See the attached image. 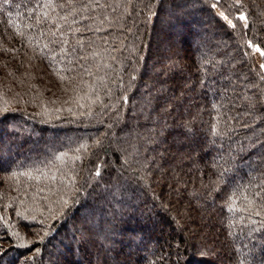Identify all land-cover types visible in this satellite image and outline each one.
Returning <instances> with one entry per match:
<instances>
[{"label": "trees", "instance_id": "1", "mask_svg": "<svg viewBox=\"0 0 264 264\" xmlns=\"http://www.w3.org/2000/svg\"><path fill=\"white\" fill-rule=\"evenodd\" d=\"M256 48L264 0H0V264H264Z\"/></svg>", "mask_w": 264, "mask_h": 264}, {"label": "rangeland", "instance_id": "2", "mask_svg": "<svg viewBox=\"0 0 264 264\" xmlns=\"http://www.w3.org/2000/svg\"><path fill=\"white\" fill-rule=\"evenodd\" d=\"M167 13H169L170 14V11H167L166 12V14ZM166 14H163V19H161V23H163V22H165L166 20L167 21H169V19L171 18V16L170 15H166ZM165 16V17H164ZM169 17V18H168ZM241 17H244V19H242V21H243V23L244 24H247V19H246V17L244 16V15H242ZM218 36V35H217ZM213 44V43H212ZM211 45V44H210ZM214 46V45H213ZM175 46L174 45H170V42H167V41H164V46H163V48L165 49V50H162L163 52H164V59H163V62L167 65V63H170V64H168L167 66H169V65H172V58H170L169 57V54H166V52L165 51H167L169 48L171 49V48H174ZM230 50L229 51H227L228 52V57H227V59L226 60H231L232 61V59L234 58V54L236 55L237 54V52H238V49H236L235 47H232V49L231 48H229ZM257 49H259V48H256L255 49V56H256V59L258 60V62L261 64V65H264V59H263V55H261V50L259 49V51H257ZM174 60V59H173ZM175 61V60H174ZM177 62H179V61H177ZM163 63V64H164ZM174 63H176V61L175 62H173V64ZM154 65H152V67H153ZM160 66H164V65H160ZM221 69L222 70H225L226 71V69H225V67H223V65H222V67H221ZM227 74H228V76L229 77H231V76H234V74L231 72V71H227ZM237 76V75H236ZM237 78H239L240 79V81L243 83V84H246V85H249V83H250V78H249V76H247L246 74H242V75H238V77ZM233 88H235V87H230V90L232 91L233 90ZM139 88H137V90H138ZM198 92L197 93H195L193 96H195V97H197L198 96ZM238 99H240L242 102H245L246 101V98H245V95H239L238 96ZM182 107V105L180 104V108ZM257 127H258V125L257 124H254L253 126H252V130H253V132L255 131H257ZM7 130L8 131H12V132H18V131H20V130H22L31 140H33V145H35V147H37V151H39V150H41V152H42V154H47L49 151H50V149H51V147L53 146V145H61V144H63L66 140H67V136H73L72 135V133H67L65 130H63V131H57V132H52V133H47L46 134V139H47V141H46V144H44L43 145V147H40L39 146V143H38V141H37V138H39V136L41 135V133H37L36 131H33L32 129H30V127H27V126H23V125H21V124H19V123H15V122H9V124H8V127H7ZM178 138H176V140H177ZM14 141H16V140H14ZM21 143V142H20ZM13 148H15V145H9V146H7V148L5 149V151L7 152V156H4V161H3V163L5 162V163H8V161L9 162H12V161H14V158H13ZM31 154H34V153H29V156H32ZM11 156V157H10ZM10 157V158H9ZM2 163V164H3ZM4 163V164H5ZM244 171H246L245 169H244ZM7 179V178H6ZM96 184H98V186L100 185V182H96ZM101 186V185H100ZM99 188V187H98ZM114 197H115V200H114V202H112V205H113V207H114V210L115 211H118V212H120V210H122V207L120 208L119 207V205L117 206V199H118V201L120 200L119 199V197H117V196H115L114 195ZM92 201V200H91ZM108 201H110V200H108ZM119 204V203H118ZM129 208L128 207H126V208H124V210H128ZM101 217L99 216V217H97V216H93V214H91V213H88V212H83V213H80V224H81V227L78 229V228H75V230L74 231H67V233L65 234V235H67V237H69L68 239H70V241H71V243L73 242V240L74 239H72V236H74V238H76L77 239V241L79 240L81 243H85L89 238H91L92 239V236H90L89 235V233H92L93 235L95 234V233H98V229H97V225H98V223L101 221ZM90 230H93L92 232H90ZM95 232V233H94ZM166 232H168L169 233V231L168 230H166ZM86 234H88V235H86ZM91 234V235H92ZM106 234V236H108L109 234H107V233H105ZM108 237H110V236H108ZM111 238V237H110ZM113 240V239H112ZM61 243V242H60ZM116 243L117 242H115L114 244H115V246H116ZM57 245L59 244V242H57L56 243ZM114 245H112V247H115ZM51 248H52V251L49 253V258L51 259V261H53L54 260V258H55V256L57 255L58 256V254H59V250H58V247L56 246V245H51ZM108 251V250H107ZM96 260V259H95ZM97 264H98V262H96Z\"/></svg>", "mask_w": 264, "mask_h": 264}, {"label": "snow or ice", "instance_id": "3", "mask_svg": "<svg viewBox=\"0 0 264 264\" xmlns=\"http://www.w3.org/2000/svg\"><path fill=\"white\" fill-rule=\"evenodd\" d=\"M213 7H215V5H213ZM225 19L227 18L225 17ZM240 19H244V17H240ZM257 51H259V49H257ZM261 55H264V52H261ZM261 67H264V65H262Z\"/></svg>", "mask_w": 264, "mask_h": 264}]
</instances>
